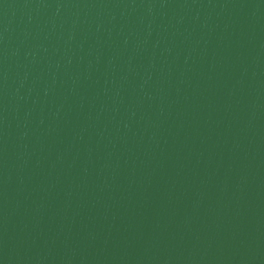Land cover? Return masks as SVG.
<instances>
[{"label":"water","instance_id":"obj_1","mask_svg":"<svg viewBox=\"0 0 264 264\" xmlns=\"http://www.w3.org/2000/svg\"><path fill=\"white\" fill-rule=\"evenodd\" d=\"M0 264H264V0H0Z\"/></svg>","mask_w":264,"mask_h":264}]
</instances>
